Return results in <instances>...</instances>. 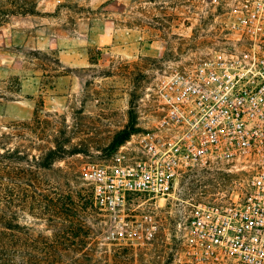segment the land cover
Returning <instances> with one entry per match:
<instances>
[{
    "label": "rangeland",
    "instance_id": "rangeland-1",
    "mask_svg": "<svg viewBox=\"0 0 264 264\" xmlns=\"http://www.w3.org/2000/svg\"><path fill=\"white\" fill-rule=\"evenodd\" d=\"M11 1L0 0L9 13L15 11L0 25V183H21L12 168L21 166L15 161L23 153L35 155L36 164L49 160V169L36 165V220H29L36 238H50L58 231L48 220L57 193H70L77 205V194H92L84 167L114 162L119 147L154 116L145 95L158 74L166 65L189 64L207 53L236 0ZM235 178L216 172L191 176L176 197L225 198L236 190ZM4 187L0 215L11 209L21 225L17 197L6 205ZM142 200L131 197L127 213L155 214V239H116L117 223L94 203V213L72 214V225L82 222L91 230L78 238L70 234L57 247L64 255L59 263L172 264L174 221L184 204L152 201L137 208ZM42 248L36 244V251ZM17 249L0 247V264H18Z\"/></svg>",
    "mask_w": 264,
    "mask_h": 264
},
{
    "label": "built area",
    "instance_id": "built-area-1",
    "mask_svg": "<svg viewBox=\"0 0 264 264\" xmlns=\"http://www.w3.org/2000/svg\"><path fill=\"white\" fill-rule=\"evenodd\" d=\"M147 91L150 121L112 164L84 167L115 238L159 231L152 212L127 213L131 197L143 198L137 208L174 200L184 205L172 264H264V0H236L213 47L166 65ZM208 172L236 176V190L211 201L176 197L185 178Z\"/></svg>",
    "mask_w": 264,
    "mask_h": 264
},
{
    "label": "trees",
    "instance_id": "trees-1",
    "mask_svg": "<svg viewBox=\"0 0 264 264\" xmlns=\"http://www.w3.org/2000/svg\"><path fill=\"white\" fill-rule=\"evenodd\" d=\"M11 3L12 5L16 4V0L11 1ZM9 12L3 5H0V25L6 21L9 14L15 13V11L13 13ZM30 14L33 15L35 13L33 11ZM120 141H124V138L120 139ZM54 154V152H50L49 156L51 157ZM53 158L57 157L53 156ZM15 162L21 164V166L13 167L12 169H15V171H12L18 174L21 183L16 188L12 185L4 187L0 183V195L2 194L1 187H4L3 190L7 199H5L6 205L13 204L17 197L18 203L16 207L23 214V224H17L16 217L10 216L13 213L11 209L7 210L6 214L0 215V247L7 245L14 248V246H17L18 264H60L59 261L62 260L64 255L58 251L57 247L69 242L70 234L74 233V237L78 238L82 230H91L82 224V222L72 225L70 218L72 214H78L79 210L86 212L89 209L90 212L94 213L96 208L92 200L93 196L90 193L89 195L77 194L81 201L80 205H77L71 201L70 193L58 192L56 201L53 203L51 218L48 219L50 224H52L50 229L58 231L52 234L50 238L43 236L36 238V229L33 227L34 223L29 220V217H31V220H36V165L42 169H49L50 162L48 159H45L44 163L36 164V156L28 153L21 154ZM3 169L4 165H0V175ZM15 195L16 197H14ZM0 201L2 200L0 199ZM53 217H56L57 220L54 221ZM80 241L83 242L82 239ZM36 244H41L45 248L36 251Z\"/></svg>",
    "mask_w": 264,
    "mask_h": 264
}]
</instances>
